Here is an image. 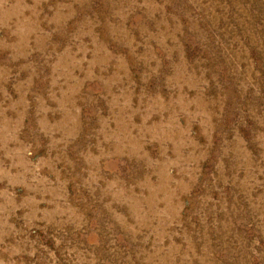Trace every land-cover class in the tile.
Listing matches in <instances>:
<instances>
[{
	"label": "rangeland",
	"instance_id": "rangeland-1",
	"mask_svg": "<svg viewBox=\"0 0 264 264\" xmlns=\"http://www.w3.org/2000/svg\"><path fill=\"white\" fill-rule=\"evenodd\" d=\"M0 264H264V0H0Z\"/></svg>",
	"mask_w": 264,
	"mask_h": 264
}]
</instances>
